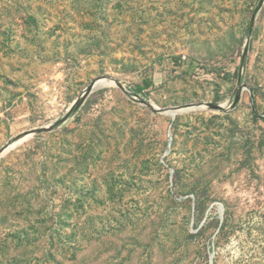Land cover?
Returning a JSON list of instances; mask_svg holds the SVG:
<instances>
[{
  "label": "rangeland",
  "instance_id": "obj_1",
  "mask_svg": "<svg viewBox=\"0 0 264 264\" xmlns=\"http://www.w3.org/2000/svg\"><path fill=\"white\" fill-rule=\"evenodd\" d=\"M260 2L0 0V264H264Z\"/></svg>",
  "mask_w": 264,
  "mask_h": 264
},
{
  "label": "bare ground",
  "instance_id": "obj_2",
  "mask_svg": "<svg viewBox=\"0 0 264 264\" xmlns=\"http://www.w3.org/2000/svg\"><path fill=\"white\" fill-rule=\"evenodd\" d=\"M111 84H112V82H110L109 80L99 79V80L93 82V90H96L98 88L105 87V86H108V85H111ZM174 112L175 113H177V112L182 113L184 111L183 110L182 111L170 110V111L165 112V114L173 119L174 118V114H173ZM15 145L16 144L10 145L9 148H7L5 150V152L8 151L9 149L13 148Z\"/></svg>",
  "mask_w": 264,
  "mask_h": 264
},
{
  "label": "water",
  "instance_id": "obj_3",
  "mask_svg": "<svg viewBox=\"0 0 264 264\" xmlns=\"http://www.w3.org/2000/svg\"><path fill=\"white\" fill-rule=\"evenodd\" d=\"M263 3H264V0H261V2H260V7H259V9L262 7V5H263ZM255 19H256V13L253 15V18H252V20H251V23H250V28L252 29L253 28V26H254V23H255ZM245 54H243V59L245 58ZM93 90V83L91 84V85H89V87H88V91L89 90ZM180 112H177V113H173L174 114V117L177 115V114H179Z\"/></svg>",
  "mask_w": 264,
  "mask_h": 264
},
{
  "label": "trees",
  "instance_id": "obj_4",
  "mask_svg": "<svg viewBox=\"0 0 264 264\" xmlns=\"http://www.w3.org/2000/svg\"><path fill=\"white\" fill-rule=\"evenodd\" d=\"M171 60L178 61V60H181V59L180 58H172ZM139 90L141 91L142 90V87H140Z\"/></svg>",
  "mask_w": 264,
  "mask_h": 264
}]
</instances>
